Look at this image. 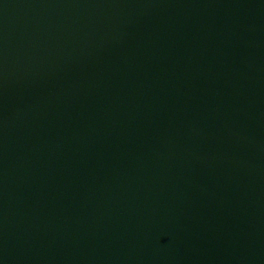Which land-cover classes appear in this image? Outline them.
I'll list each match as a JSON object with an SVG mask.
<instances>
[{
  "label": "water",
  "instance_id": "obj_1",
  "mask_svg": "<svg viewBox=\"0 0 264 264\" xmlns=\"http://www.w3.org/2000/svg\"><path fill=\"white\" fill-rule=\"evenodd\" d=\"M0 264H264V0H0Z\"/></svg>",
  "mask_w": 264,
  "mask_h": 264
}]
</instances>
